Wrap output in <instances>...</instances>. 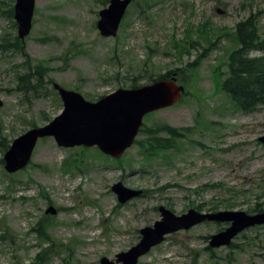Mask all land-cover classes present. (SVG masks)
Returning <instances> with one entry per match:
<instances>
[{
	"label": "rangeland",
	"instance_id": "obj_1",
	"mask_svg": "<svg viewBox=\"0 0 264 264\" xmlns=\"http://www.w3.org/2000/svg\"><path fill=\"white\" fill-rule=\"evenodd\" d=\"M14 2L0 0V42L17 37L4 14ZM108 3L36 0L22 51L0 49V264L115 262L140 241L141 229L160 220V206L177 216L191 209L253 215L255 205L264 207L258 141L264 107L241 112L220 88L237 48L236 24L253 15L264 38V0H134L117 36L104 38L96 24ZM36 69L44 85L27 95L17 91L18 78ZM167 72L184 93L174 106L144 117L142 127L180 130L174 149L149 156L139 133L112 159L96 147L62 148L44 138L26 168L5 172L3 145L61 114L53 84L97 102ZM118 182L141 196L119 204L111 191ZM49 207L54 215L46 213ZM38 222L46 239L35 232ZM228 226L205 222L166 236L137 264H264V225L246 229L228 247L207 250L210 237Z\"/></svg>",
	"mask_w": 264,
	"mask_h": 264
},
{
	"label": "water",
	"instance_id": "obj_2",
	"mask_svg": "<svg viewBox=\"0 0 264 264\" xmlns=\"http://www.w3.org/2000/svg\"><path fill=\"white\" fill-rule=\"evenodd\" d=\"M36 0H15L13 20L17 26V38L23 42L32 29V17ZM133 0H109L106 8L99 12L96 27L101 37L115 38L128 6ZM62 102L61 114L45 126L28 130L15 138L3 155L4 170L15 174L29 164L38 141L53 138L62 148L96 147L103 155L120 158L129 149L139 134L146 115L175 105L184 92L173 75L168 80L155 81L133 89H119L99 99L86 101L77 92L66 90L58 84L52 85ZM258 141L264 145V134ZM111 191L119 204H124L142 194L140 190L125 188L120 182ZM160 220L152 227L139 231L140 241L127 252L116 255L115 262L101 258L100 264H137L140 257L160 245L166 236L188 230L196 225L227 223L223 231L210 237L208 247L218 249L230 246L235 237L246 229L264 225V212L248 215L245 212L220 211L200 213L189 210L177 216L163 206L158 208ZM46 213L54 215L53 207Z\"/></svg>",
	"mask_w": 264,
	"mask_h": 264
},
{
	"label": "trees",
	"instance_id": "obj_3",
	"mask_svg": "<svg viewBox=\"0 0 264 264\" xmlns=\"http://www.w3.org/2000/svg\"><path fill=\"white\" fill-rule=\"evenodd\" d=\"M4 14L6 18L13 19V6H9ZM13 26L16 28L15 23ZM232 36L237 48L228 57L227 77L221 82L220 88L239 111L252 113L264 107V38H261L258 33L256 19L253 15L236 24ZM0 49L21 52L23 45L17 37L13 39L3 37ZM171 76L172 73L167 72L151 78V83L170 79ZM43 78L42 69H36L34 73L27 71L18 78L16 90L25 95L37 92L38 88L44 85ZM136 87V85L131 86L132 89ZM139 133L145 135L140 145L149 156L174 149L177 139L182 136L180 130L167 125L156 126L154 129L142 127ZM8 148L9 145H3L2 150L6 151ZM1 163H3L2 160ZM252 212L254 214L264 212V207L255 205ZM44 227L41 222H38L35 232L38 237L46 239L48 235ZM207 250L210 251L209 247ZM45 255L38 254L36 258L44 262Z\"/></svg>",
	"mask_w": 264,
	"mask_h": 264
},
{
	"label": "clouds",
	"instance_id": "obj_4",
	"mask_svg": "<svg viewBox=\"0 0 264 264\" xmlns=\"http://www.w3.org/2000/svg\"><path fill=\"white\" fill-rule=\"evenodd\" d=\"M257 55H259V53H257Z\"/></svg>",
	"mask_w": 264,
	"mask_h": 264
}]
</instances>
